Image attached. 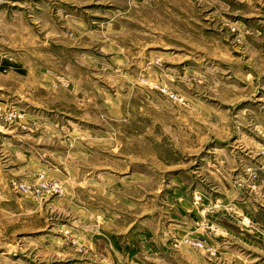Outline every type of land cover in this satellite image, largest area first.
Listing matches in <instances>:
<instances>
[{"label": "rangeland", "instance_id": "obj_1", "mask_svg": "<svg viewBox=\"0 0 264 264\" xmlns=\"http://www.w3.org/2000/svg\"><path fill=\"white\" fill-rule=\"evenodd\" d=\"M0 264H264V0H0Z\"/></svg>", "mask_w": 264, "mask_h": 264}, {"label": "built area", "instance_id": "obj_2", "mask_svg": "<svg viewBox=\"0 0 264 264\" xmlns=\"http://www.w3.org/2000/svg\"><path fill=\"white\" fill-rule=\"evenodd\" d=\"M196 245H197V246H201V244H200L199 242H196Z\"/></svg>", "mask_w": 264, "mask_h": 264}]
</instances>
